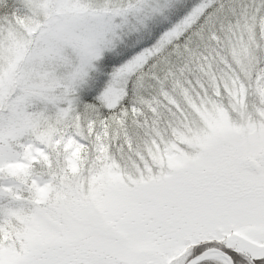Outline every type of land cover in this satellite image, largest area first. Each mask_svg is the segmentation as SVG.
<instances>
[{"label": "snow or ice", "instance_id": "1", "mask_svg": "<svg viewBox=\"0 0 264 264\" xmlns=\"http://www.w3.org/2000/svg\"><path fill=\"white\" fill-rule=\"evenodd\" d=\"M0 264H264V0H0Z\"/></svg>", "mask_w": 264, "mask_h": 264}]
</instances>
